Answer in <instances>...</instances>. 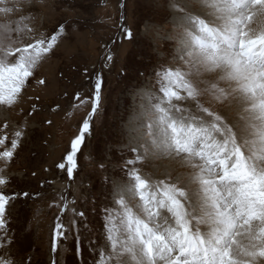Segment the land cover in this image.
Returning a JSON list of instances; mask_svg holds the SVG:
<instances>
[{
	"label": "snow or ice",
	"instance_id": "6c2138e0",
	"mask_svg": "<svg viewBox=\"0 0 264 264\" xmlns=\"http://www.w3.org/2000/svg\"><path fill=\"white\" fill-rule=\"evenodd\" d=\"M28 2L0 0V106L20 102L63 31L46 36L34 17L14 19ZM170 8L174 59L183 68L161 66L155 72L159 89L141 93L129 124L134 158L125 161L124 177L111 181L115 207L105 209L104 224L110 251L107 259L101 253L99 264H264V0H171ZM102 86L98 74L91 110L56 165L69 178ZM77 99L86 102L79 93ZM22 127L11 136L9 124L0 128L5 165L21 146ZM146 159L168 163L154 178L136 167ZM3 173L0 168V248L12 242L4 231L6 208L21 195L3 190L9 182ZM72 211L84 219V212ZM74 229L80 255L79 221L66 225L56 216L54 254ZM0 264L15 261L0 258Z\"/></svg>",
	"mask_w": 264,
	"mask_h": 264
},
{
	"label": "rangeland",
	"instance_id": "374dc122",
	"mask_svg": "<svg viewBox=\"0 0 264 264\" xmlns=\"http://www.w3.org/2000/svg\"><path fill=\"white\" fill-rule=\"evenodd\" d=\"M170 5L171 0H29L15 14L14 19L34 17L38 32L46 36L59 32L61 26L63 31L27 82L20 102L11 108L0 106V128L9 124V136L21 126L24 132L13 159L7 165L0 160L9 181L3 190L21 194L6 208L4 231L12 242L0 248V258L15 264H52L53 260L99 264L104 252L107 259L105 209L115 207L111 181L124 177L125 161L134 158L129 124L142 103L141 93L159 89L155 72L161 66L183 68L182 61L174 59ZM98 74L103 78L101 104L78 153V168L69 178L56 165L91 110ZM40 79L46 85L38 84ZM77 93L85 103H80ZM167 163L146 159L136 167L157 178ZM65 200L68 211L61 214ZM72 209L84 212V219L74 216ZM58 215L66 225L72 219L79 221L80 255L76 229L61 242L59 251L52 252Z\"/></svg>",
	"mask_w": 264,
	"mask_h": 264
}]
</instances>
